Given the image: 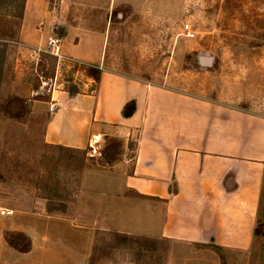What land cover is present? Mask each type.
<instances>
[{"label": "crops", "instance_id": "crops-1", "mask_svg": "<svg viewBox=\"0 0 264 264\" xmlns=\"http://www.w3.org/2000/svg\"><path fill=\"white\" fill-rule=\"evenodd\" d=\"M120 4L138 12L150 9L143 0H25L16 37L0 38L6 44L2 99L26 98L29 85L20 77L23 62L54 37L60 38L63 56L101 71L92 92L73 96L59 92L56 112L47 113L49 118L43 121L40 146L84 150L104 135L118 138L125 150L129 141L136 142L130 172L113 174L117 180L108 183L112 187L84 188L85 176L98 173L85 170L66 216H47L44 200L29 194L26 214L67 221L74 229L90 230L94 237L95 229L135 234L116 227L113 216L122 220L131 216L129 207H136L145 212L150 225L137 233L168 241L173 259L175 252L190 251L182 252V264H206L202 259L214 252L225 255L227 264H264V238L256 241L254 234L264 193V113L103 68L106 33L89 29L84 18L70 20L68 13L73 9L110 13ZM129 101L136 108L124 118L121 111ZM41 104H30L33 114L47 112ZM9 123L12 118L0 112V161ZM87 192L100 193L106 202L105 212L91 219L77 206ZM9 229L36 235L31 227ZM172 261L170 256L168 264Z\"/></svg>", "mask_w": 264, "mask_h": 264}, {"label": "rangeland", "instance_id": "rangeland-1", "mask_svg": "<svg viewBox=\"0 0 264 264\" xmlns=\"http://www.w3.org/2000/svg\"><path fill=\"white\" fill-rule=\"evenodd\" d=\"M147 2L150 9L145 12L120 4L110 13L73 9L68 16L70 20L90 18L83 24L106 33L105 69L154 85L175 87L194 97L264 113V0H143ZM8 10L16 9L6 5L0 9L2 39L16 37L19 25L18 19L5 15ZM185 25L193 37L184 34ZM58 30L62 37V29ZM200 57L210 58L211 65L199 64ZM51 58L32 53L23 62L20 77L29 85L26 98L15 95L0 98V112L5 118H12V123L7 125L9 138L1 141L6 150L0 161V206L11 210L12 215L0 216V264H87L96 239H107L103 236L105 232H119L95 229L93 237L90 230L74 229L67 221L26 214L29 194L44 202L46 198L64 201L66 211L60 216H66L68 207L77 199L82 172H98L85 176L84 188L105 190L112 187L108 183L117 180L114 175L128 174L132 165L134 146L125 150L114 136L104 135L91 141L85 154L40 146L52 92L57 101L59 92L94 90V83L87 81L85 72L89 66ZM1 81L2 75L0 84ZM33 101L42 102L47 109L44 113L49 114L46 117L42 111L33 114L30 106ZM87 193L79 197L77 206L91 219L105 212L106 202L100 193ZM134 208L129 207L131 216L122 220L113 216V223L135 232L128 235L141 236L137 232L150 226L147 225L149 218L143 210ZM259 219L256 241L264 238V193ZM26 227L33 228L36 235L30 237L24 233L29 239L30 251L19 254L7 244L4 233H21L9 228L26 230ZM163 244H156L151 252L143 251L142 256L137 252L131 255L123 249L114 250L94 264H168L170 256L172 264H182L183 253H190L188 250L175 252L173 259V247L166 240ZM22 247L24 244L18 249ZM206 258L202 259L206 264H227L225 255L219 252Z\"/></svg>", "mask_w": 264, "mask_h": 264}, {"label": "trees", "instance_id": "trees-1", "mask_svg": "<svg viewBox=\"0 0 264 264\" xmlns=\"http://www.w3.org/2000/svg\"><path fill=\"white\" fill-rule=\"evenodd\" d=\"M24 1L25 0H0V9L3 5L10 7H14L16 9L8 10L6 11V16L16 18L19 21L22 18L23 14V8H24ZM5 13V12H4ZM6 52V44L3 42H0V80L2 75V68H3V62ZM53 60V58H51ZM54 68V64H53ZM85 72L87 74V77L90 78L94 83V89H96V86L99 83L100 80V74L101 71L96 67H87L85 68ZM68 95L73 96L74 94H77L78 92L75 89H71L67 91ZM136 108V104L134 101L127 102L121 111V115L124 118H128L132 116ZM115 138L116 141H119L118 138ZM114 140V139H113ZM114 143V141H113ZM115 145V144H112ZM136 146V142H128V146ZM59 150H67L63 147H55ZM69 150V149H68ZM79 153L85 154L86 150H75ZM66 211V205L64 201L57 200L55 198H46L45 202V213L46 215H52V216H60L63 215ZM258 224L256 225V229L254 230V234H257V228ZM103 236H106L107 239H104V237H100L96 239V242L93 246L90 258L88 259L87 264H94L99 259L106 257L108 254H110L111 251L123 249L128 251L131 255H136L135 252L140 254L142 256L143 251H149L151 252L152 248L156 244L164 245L163 243L165 240L163 239H153L148 238L144 236H135V235H128L124 233H119L116 231H109L105 232ZM4 238L7 242V244L11 248H15L19 254H26L30 251V244L29 239L24 233H15L12 234L10 232L4 233ZM20 244H24V247L18 249Z\"/></svg>", "mask_w": 264, "mask_h": 264}, {"label": "built area", "instance_id": "built-area-1", "mask_svg": "<svg viewBox=\"0 0 264 264\" xmlns=\"http://www.w3.org/2000/svg\"><path fill=\"white\" fill-rule=\"evenodd\" d=\"M183 31H184V34L187 37H189V38L193 37V33L191 32V30H190L188 25H185L183 27ZM32 53H33L34 56H39L40 54H45V55L51 56V57L55 58L57 62L68 61L70 63H76L74 60L63 56L60 53V38H58V37L51 38L48 41V43L45 46V48L37 47V48L33 49ZM53 94H54V92H52V94H51V103H50L49 108H48V112L50 114L55 113L56 109H57V102L53 98ZM10 215H12V211L11 210L0 209V216L7 217V216H10Z\"/></svg>", "mask_w": 264, "mask_h": 264}, {"label": "water", "instance_id": "water-1", "mask_svg": "<svg viewBox=\"0 0 264 264\" xmlns=\"http://www.w3.org/2000/svg\"><path fill=\"white\" fill-rule=\"evenodd\" d=\"M198 62H199V64L208 67L211 65L212 60L210 58L200 57V58H198Z\"/></svg>", "mask_w": 264, "mask_h": 264}]
</instances>
